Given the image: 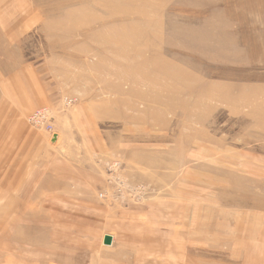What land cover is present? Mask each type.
Wrapping results in <instances>:
<instances>
[{"label": "rangeland", "instance_id": "374dc122", "mask_svg": "<svg viewBox=\"0 0 264 264\" xmlns=\"http://www.w3.org/2000/svg\"><path fill=\"white\" fill-rule=\"evenodd\" d=\"M26 85L47 98L38 108L51 109L62 139L28 121L38 108L18 94ZM17 99L53 156L104 151L117 186L101 199L127 192L144 202L151 180L161 190L182 177L251 176L262 193L264 0H0V115ZM90 124L95 133L84 136ZM19 201L0 198V264H36L21 246L29 234Z\"/></svg>", "mask_w": 264, "mask_h": 264}, {"label": "crops", "instance_id": "0c3cea01", "mask_svg": "<svg viewBox=\"0 0 264 264\" xmlns=\"http://www.w3.org/2000/svg\"><path fill=\"white\" fill-rule=\"evenodd\" d=\"M24 88V95L18 94L33 108L43 106L47 100L43 94L36 96V88L28 85ZM16 101L11 103L16 109L10 107L8 115H0L6 123L0 130L6 140L0 157V198L10 203L20 200L14 207L20 208L21 228L27 222L29 234L27 246L24 242L21 246L36 255L27 261L264 264V192L252 190L251 176L239 180L234 176L238 182L223 184L182 177L174 187L161 190L154 179L148 184L155 191L148 192L144 202H134L135 196L127 192H110L101 199L100 192L117 186L111 178L116 175L109 173L102 157L104 151L95 148L97 160L79 159L76 148L69 156H53L45 135L25 126L26 103ZM55 128L62 139L63 125ZM76 129L71 126L68 134L76 135ZM81 130L84 136L95 133L92 124ZM129 179L126 182H134ZM5 208V215L14 213ZM106 236H111L110 244L105 243Z\"/></svg>", "mask_w": 264, "mask_h": 264}, {"label": "built area", "instance_id": "2783aa9c", "mask_svg": "<svg viewBox=\"0 0 264 264\" xmlns=\"http://www.w3.org/2000/svg\"><path fill=\"white\" fill-rule=\"evenodd\" d=\"M65 101L68 104L70 103L67 102V99ZM52 120H53L52 111L48 107L38 108L35 111H33L28 117V121L35 128L43 129L47 131L50 137L55 139L58 134L55 132Z\"/></svg>", "mask_w": 264, "mask_h": 264}, {"label": "water", "instance_id": "95a60500", "mask_svg": "<svg viewBox=\"0 0 264 264\" xmlns=\"http://www.w3.org/2000/svg\"><path fill=\"white\" fill-rule=\"evenodd\" d=\"M105 243L110 244L111 243V236H106L105 237Z\"/></svg>", "mask_w": 264, "mask_h": 264}, {"label": "bare ground", "instance_id": "6f19581e", "mask_svg": "<svg viewBox=\"0 0 264 264\" xmlns=\"http://www.w3.org/2000/svg\"><path fill=\"white\" fill-rule=\"evenodd\" d=\"M238 240V239H237ZM255 249V248H254Z\"/></svg>", "mask_w": 264, "mask_h": 264}]
</instances>
